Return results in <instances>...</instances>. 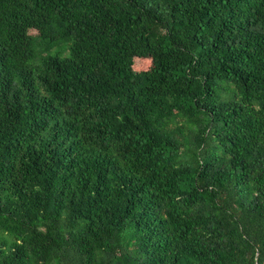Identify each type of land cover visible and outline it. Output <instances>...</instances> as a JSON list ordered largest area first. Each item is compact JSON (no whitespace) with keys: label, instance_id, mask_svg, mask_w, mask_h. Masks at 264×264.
I'll list each match as a JSON object with an SVG mask.
<instances>
[{"label":"trees","instance_id":"1","mask_svg":"<svg viewBox=\"0 0 264 264\" xmlns=\"http://www.w3.org/2000/svg\"><path fill=\"white\" fill-rule=\"evenodd\" d=\"M0 264H264V0H0Z\"/></svg>","mask_w":264,"mask_h":264},{"label":"rangeland","instance_id":"2","mask_svg":"<svg viewBox=\"0 0 264 264\" xmlns=\"http://www.w3.org/2000/svg\"><path fill=\"white\" fill-rule=\"evenodd\" d=\"M142 66H144V67H145V66H147V65H146V63H143V65H142Z\"/></svg>","mask_w":264,"mask_h":264}]
</instances>
